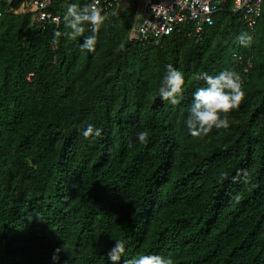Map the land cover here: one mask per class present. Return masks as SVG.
Instances as JSON below:
<instances>
[{
    "label": "trees",
    "instance_id": "1",
    "mask_svg": "<svg viewBox=\"0 0 264 264\" xmlns=\"http://www.w3.org/2000/svg\"><path fill=\"white\" fill-rule=\"evenodd\" d=\"M123 2L103 11L95 52L84 37L51 43L67 6L91 0H52L60 21L42 23L28 0L0 4V264H114L117 239L115 264H264V8L255 32L227 0L213 26L155 45L130 38L135 4ZM235 53L252 58L248 72ZM168 64L185 80L176 105L158 94ZM229 68L244 101L228 128L192 137L198 77ZM90 123L102 134L86 140Z\"/></svg>",
    "mask_w": 264,
    "mask_h": 264
},
{
    "label": "clouds",
    "instance_id": "2",
    "mask_svg": "<svg viewBox=\"0 0 264 264\" xmlns=\"http://www.w3.org/2000/svg\"><path fill=\"white\" fill-rule=\"evenodd\" d=\"M106 16L100 7V0H91V3L81 6L79 3H70L63 14V23L66 31H56L52 44L58 45L63 36L70 41H77L79 37H84V42L80 45L81 50L95 52L98 33L104 24ZM86 25L90 28H86ZM90 34L85 36V32ZM237 40L243 47H250L253 37L247 33H241ZM234 60L239 59L233 56ZM198 79L203 80L205 87L196 90L193 102L189 108V114L185 120L187 131L192 137H207L214 129H226L229 127V115L238 110L244 101L245 92L242 87V80L239 73L232 69H225L216 75H209L207 72L201 74ZM185 83L183 74L176 70L171 64L166 66L163 81L158 89L160 98L176 105L178 97L182 94ZM102 130L93 124H88L83 130L84 139L100 137ZM137 139L141 144L149 142V133L146 130L137 133ZM228 173L221 176V182L227 179ZM235 180L236 177H233ZM63 245L56 248L52 255L53 261L60 260ZM125 252V242L117 239L114 246L108 252V258L112 262H118ZM66 264V262H65ZM125 264H174L171 258H163L159 255L141 254L137 258L125 261Z\"/></svg>",
    "mask_w": 264,
    "mask_h": 264
},
{
    "label": "built area",
    "instance_id": "3",
    "mask_svg": "<svg viewBox=\"0 0 264 264\" xmlns=\"http://www.w3.org/2000/svg\"><path fill=\"white\" fill-rule=\"evenodd\" d=\"M3 0H0V4ZM11 1V0H9ZM123 0H100L102 11L118 7ZM26 11L36 13V21H60L48 11L52 0H28ZM134 2L136 18L139 24L133 28L130 38L142 44L161 45L162 40L174 31L186 32L189 36L201 33L207 26H213L215 15L224 8L227 0H127ZM264 0H233V11L241 13L245 26L255 32L263 13ZM3 11L0 9V17ZM239 61L246 64L248 72L252 66V58H243L235 53ZM242 86L245 81L241 74Z\"/></svg>",
    "mask_w": 264,
    "mask_h": 264
},
{
    "label": "rangeland",
    "instance_id": "4",
    "mask_svg": "<svg viewBox=\"0 0 264 264\" xmlns=\"http://www.w3.org/2000/svg\"><path fill=\"white\" fill-rule=\"evenodd\" d=\"M126 1H127V0H124L123 5H126ZM263 8H264V6H263ZM135 14H136V13H135ZM136 20H137V18H136ZM137 21H138V20H137ZM137 21H136L135 25L133 26V28L136 26Z\"/></svg>",
    "mask_w": 264,
    "mask_h": 264
},
{
    "label": "water",
    "instance_id": "5",
    "mask_svg": "<svg viewBox=\"0 0 264 264\" xmlns=\"http://www.w3.org/2000/svg\"><path fill=\"white\" fill-rule=\"evenodd\" d=\"M139 24V20L137 21V25Z\"/></svg>",
    "mask_w": 264,
    "mask_h": 264
}]
</instances>
